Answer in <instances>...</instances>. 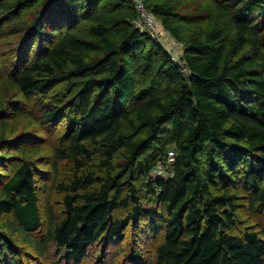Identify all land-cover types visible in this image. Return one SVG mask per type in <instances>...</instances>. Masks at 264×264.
<instances>
[{"label":"trees","instance_id":"1","mask_svg":"<svg viewBox=\"0 0 264 264\" xmlns=\"http://www.w3.org/2000/svg\"><path fill=\"white\" fill-rule=\"evenodd\" d=\"M180 1L146 0L185 43L176 61L136 27L133 0H0L23 98L0 104V125L31 111L46 134L0 136V264H31L16 235L47 264H264V0H209L215 17L187 39ZM42 144L62 194L45 217ZM170 151L173 176L154 177Z\"/></svg>","mask_w":264,"mask_h":264},{"label":"rangeland","instance_id":"2","mask_svg":"<svg viewBox=\"0 0 264 264\" xmlns=\"http://www.w3.org/2000/svg\"><path fill=\"white\" fill-rule=\"evenodd\" d=\"M37 6L28 7L24 10L23 16L25 18H28L32 15L33 11L36 9ZM178 9L180 14H182V17L189 18L190 22H186L181 19H177L175 21V24H178L181 26L182 36L184 39H187L190 31V27L196 28L193 26V24L201 27H205L210 20H212L215 17V10L213 9L211 3L209 0H192L191 2H188L187 0H181L180 4L178 5ZM160 21V20H159ZM161 22V21H160ZM162 23V22H161ZM163 25V24H162ZM11 30L3 31L5 33H0V104L4 103L6 105L14 104V102L23 101V98L21 97L20 92L18 91L17 86L13 82L11 73H12V61L14 60V51L12 50L13 47L12 44L14 43L15 39L18 35L14 34L12 31V27H10ZM164 29V47L169 50V52L172 54L173 59L176 61H179L182 54L185 52V43L182 41L177 40L171 33H169L163 26ZM63 85H59L58 87H55L52 91H50L51 97L54 99L57 97V94H60L59 92L63 89ZM11 106V105H10ZM23 110L20 112H17L16 114L11 113L10 111H7V117H6V126L0 125V136L4 135L6 138L14 137L17 135H21L22 133H28L31 134L32 137L25 141V144L28 147H31L32 144L35 142H38V140L43 139L46 137V134L42 133V128L37 124L36 115L34 112H31L29 114H25ZM56 134L59 133V130L55 131ZM44 135V136H43ZM58 136V135H56ZM42 151H39L37 155L34 157V163L37 165L36 169V182L39 189V195H40V205L42 213L44 214L43 217H45V198L50 197L52 204L58 209L60 208V201L62 199V194L57 192L56 189L51 188L52 181L55 178V174L52 171L51 163H52V155L49 145L42 144ZM18 156V153H16ZM159 165V164H158ZM64 168L69 167V165H63ZM154 177H158L157 175H153ZM173 176V170H169V172L162 177L171 178ZM46 184H49V187L46 188ZM240 217L243 218V220H249V218L252 217L251 213L246 209L242 208V211L240 212ZM6 219V218H4ZM4 219L0 221V224L4 222ZM0 230H3L2 227H0ZM43 235V232L39 231V236L41 237ZM133 230L130 229L127 234V239L123 242V245L128 249L133 247L134 236ZM143 234L141 231L137 230V239L138 241H142ZM13 239L23 248L24 252L27 254H31L32 258H28L27 260L31 264H47L42 259H37V253L34 250V248L27 243L24 239H22L20 236L16 235L13 237ZM152 241L151 239H149ZM143 245V242H142ZM150 245H152V242H150ZM138 247V245H137ZM117 248L113 249V254L116 252ZM148 248L143 249L142 252L148 256ZM121 255L120 257L116 258L117 263L120 262V259H125ZM97 258V255L94 253L93 261ZM92 262V261H90ZM93 263V262H92ZM65 264V263H60ZM124 264H131L127 261L124 262Z\"/></svg>","mask_w":264,"mask_h":264},{"label":"built area","instance_id":"3","mask_svg":"<svg viewBox=\"0 0 264 264\" xmlns=\"http://www.w3.org/2000/svg\"><path fill=\"white\" fill-rule=\"evenodd\" d=\"M138 17L135 25L142 31L149 32L151 36L164 46V29L162 23L148 10L146 0H133ZM167 49V48H166ZM173 58V56H172ZM175 161L174 151L168 153L167 160L160 163L154 170L158 177L165 176L168 169Z\"/></svg>","mask_w":264,"mask_h":264}]
</instances>
